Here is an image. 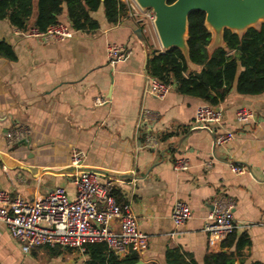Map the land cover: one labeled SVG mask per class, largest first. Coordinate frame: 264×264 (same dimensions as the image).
I'll return each mask as SVG.
<instances>
[{"label": "crops", "instance_id": "obj_1", "mask_svg": "<svg viewBox=\"0 0 264 264\" xmlns=\"http://www.w3.org/2000/svg\"><path fill=\"white\" fill-rule=\"evenodd\" d=\"M91 15L96 28L74 30L63 10L59 22L73 34L62 40L30 37L0 20V39L15 53L13 60L0 56V189L32 200L63 186L73 196L71 172L96 170L99 181L112 179L117 203L130 206L148 235L147 248L138 253L143 264H169L168 249L203 264L204 254L219 248L209 247L204 221L213 201L227 197L234 204V230L250 239L245 263L264 264V91L239 94L233 84L213 106L220 120L195 127V110L204 101L178 93L174 85L161 99L144 92L147 57L163 50L146 11L132 10L113 24L102 6ZM138 27L144 42L135 34ZM108 43L127 44L130 52L110 65ZM96 98L105 102L97 104ZM240 107L253 112L246 123L235 119ZM15 128L21 138L10 142L5 133ZM169 131L175 134L161 141L160 133ZM226 131L234 138L217 144L216 134ZM178 158L187 160V169L173 168ZM230 163L242 165L243 174L235 175ZM176 200L188 204L191 217L171 236ZM110 227L117 231L118 221L112 219ZM53 247L60 250L55 255L48 245L24 252L0 221V264H83L87 257L86 248Z\"/></svg>", "mask_w": 264, "mask_h": 264}, {"label": "built area", "instance_id": "obj_2", "mask_svg": "<svg viewBox=\"0 0 264 264\" xmlns=\"http://www.w3.org/2000/svg\"><path fill=\"white\" fill-rule=\"evenodd\" d=\"M129 7V12L138 10L145 12L146 17L153 25L154 14L150 9L138 6L135 0H121ZM27 36L35 38L52 37L62 40L71 37L73 30L64 23L58 22L40 31L30 27L24 32ZM130 50L127 44L108 43L106 57L110 65L125 58ZM169 90L156 78L148 76L145 94L156 98H163ZM97 104L104 103V99L96 98ZM221 118L219 109L203 103L194 113V126L209 128L210 124L217 123ZM253 118V112L247 107L236 110L235 119L239 123H246ZM8 141L15 142L21 138V130L15 128L7 131ZM234 138L232 131L218 133L215 136L217 144H223ZM152 143L150 147H154ZM79 159L74 156L72 163L77 166ZM175 170L188 168L186 159L175 160ZM231 171L240 176L244 167L230 163ZM264 176V164L262 167ZM99 173L93 169L76 168L71 172L74 185V195L70 196L63 186H55L48 193L34 197L32 200L21 196H11L9 192L0 189V221L8 228L10 234L20 243L21 250L29 252L32 248L48 245L61 246L78 251H84L88 244L103 243L116 253L134 251L141 253L148 246V235L143 232L137 223V218L128 204H118L113 192L112 179L109 177L98 180ZM234 204L230 198L220 197L212 203L203 231L206 233L210 248H215L230 234L234 226ZM191 217L188 204L176 200L171 208L170 218L174 226L171 236L177 229ZM118 221V230L110 227V221Z\"/></svg>", "mask_w": 264, "mask_h": 264}, {"label": "trees", "instance_id": "obj_3", "mask_svg": "<svg viewBox=\"0 0 264 264\" xmlns=\"http://www.w3.org/2000/svg\"><path fill=\"white\" fill-rule=\"evenodd\" d=\"M174 0H167L168 3ZM100 6L106 20L116 23L129 12L121 0H0V20H7L21 31L34 27L40 31L59 22V16L66 11L69 24L74 30L93 29L98 26L91 13ZM147 43V38H146ZM212 34L205 24L204 13L194 10L187 18V57L177 47L162 51L151 50L145 70L165 85H174L178 93L199 98L215 106L229 93L235 84L239 94L257 95L264 91V23L235 31L224 28L221 44L209 49ZM0 56L13 60L12 46L0 39ZM199 66L190 67L189 62ZM175 132L160 133L159 139L166 141ZM250 239L246 232L233 230L219 244L216 251H207L203 264H263L260 261L245 263L248 258ZM52 255L60 250L49 248ZM87 257L83 264H134L139 255L129 251L119 256L103 243L86 246ZM169 264H195L184 261L172 249L167 250Z\"/></svg>", "mask_w": 264, "mask_h": 264}, {"label": "water", "instance_id": "obj_4", "mask_svg": "<svg viewBox=\"0 0 264 264\" xmlns=\"http://www.w3.org/2000/svg\"><path fill=\"white\" fill-rule=\"evenodd\" d=\"M139 7L154 14L153 26L163 49L179 48L187 54V18L191 11L204 13L207 27L213 32L212 41L218 44L224 28L240 31L264 19V0H135ZM264 23V22H263ZM144 42L142 28L135 30ZM211 41V42H212ZM24 142V141H23ZM134 264H143L138 260Z\"/></svg>", "mask_w": 264, "mask_h": 264}, {"label": "rangeland", "instance_id": "obj_5", "mask_svg": "<svg viewBox=\"0 0 264 264\" xmlns=\"http://www.w3.org/2000/svg\"><path fill=\"white\" fill-rule=\"evenodd\" d=\"M260 22H264V19L263 20H261V21H259L258 23H256L255 25H258ZM147 23L148 24H150V21H147ZM209 27V26H208ZM210 28V27H209ZM151 29H152V27H151ZM210 30H212L211 28H210ZM215 44V41H212L211 42V45H214ZM45 252H46V254H48V252L45 250Z\"/></svg>", "mask_w": 264, "mask_h": 264}]
</instances>
